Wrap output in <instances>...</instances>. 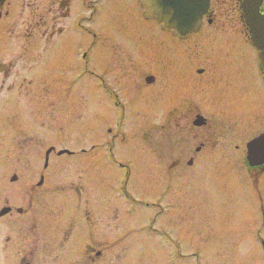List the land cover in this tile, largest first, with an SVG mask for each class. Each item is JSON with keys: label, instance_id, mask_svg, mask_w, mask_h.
<instances>
[{"label": "flooded vegetation", "instance_id": "1", "mask_svg": "<svg viewBox=\"0 0 264 264\" xmlns=\"http://www.w3.org/2000/svg\"><path fill=\"white\" fill-rule=\"evenodd\" d=\"M144 2L2 0L0 28L12 29L10 33L23 28L18 38L29 51L0 55V130L3 123L13 126L18 97H27L28 103L34 93L45 114L32 119L41 128L49 125L52 109L66 105L87 103L94 123L100 118L101 123L119 125L148 114L160 135L170 134L169 154L186 157L170 161V169H178L181 160L188 169L197 167L203 177L216 168L218 179H209L221 191L219 197L247 199L251 216L260 222L257 230L264 231V161L256 159L251 165L247 159V146L264 136V72L243 10L252 3L264 18V0H207L199 26L182 37L147 18ZM241 47L250 54H240ZM36 60H41L40 70ZM95 103L102 106L100 115ZM178 135L181 144L190 147H177ZM117 138L112 136V145ZM96 150V145L90 147L91 153ZM106 151V165L126 167L121 156L115 159L111 148ZM43 183L40 176L35 188ZM121 192L126 197L124 188ZM105 198L102 205L90 199L94 207L84 203L79 214L84 223L44 233V263L115 264L112 253L125 250V245L116 243L102 220L98 227L92 218L97 219L99 208L107 225L113 221V200ZM10 213L11 208L5 216ZM261 233L255 234V241L264 253ZM4 241L8 244L11 238ZM16 251L14 264L33 262V251L23 249L19 260Z\"/></svg>", "mask_w": 264, "mask_h": 264}, {"label": "rangeland", "instance_id": "2", "mask_svg": "<svg viewBox=\"0 0 264 264\" xmlns=\"http://www.w3.org/2000/svg\"><path fill=\"white\" fill-rule=\"evenodd\" d=\"M10 31L0 28V55H25L29 51L27 44L18 38L23 28ZM244 47L242 55L250 52ZM34 51L40 53V48ZM35 62L40 70L41 60ZM27 100L18 97L13 126L4 127L9 124L3 123L0 130V210L11 208V213L0 219V264H14L16 249L18 260L26 249L33 251V262L26 259L30 264H54L50 259L43 262L44 233L70 223H84L79 215L86 207L84 203L94 207L95 201L89 204L93 199L102 205L108 196L113 200V221L107 225L97 207L98 217L92 218L98 227L102 220V227L112 230L116 243L125 245L121 247L125 250L112 253L115 264H264L263 252L255 241V234L262 232L260 236L264 238V231L257 230L260 222L251 216L248 200L219 197L221 191L215 190L209 179H218L220 172L216 168L210 169V175L204 173L207 177L196 172L197 167L186 168L182 160L178 169H170V161L186 157L169 154L170 134L160 135L157 123L149 120L147 113L119 125L101 123L100 118L94 123L87 103L80 107L66 105L52 109L48 127L41 128L32 118L43 117L44 108L35 93L28 103ZM93 106L100 115L102 106ZM113 135L118 138L112 145ZM92 145L97 149L93 153ZM49 146L54 152L43 168ZM179 146L190 147L181 144L178 135ZM106 148L112 149L115 159L121 156L120 162L127 167L125 172L106 165ZM82 149L85 155L81 154ZM60 150L74 154L57 157ZM13 175L17 179L12 183ZM40 176L44 183L38 189L35 187ZM224 182L221 184L227 185ZM122 188L127 192L128 203L117 193L118 189L122 193ZM18 209L21 214H17ZM157 230L161 236L156 235ZM31 234L32 238L23 240ZM6 237L11 238L8 244Z\"/></svg>", "mask_w": 264, "mask_h": 264}, {"label": "water", "instance_id": "3", "mask_svg": "<svg viewBox=\"0 0 264 264\" xmlns=\"http://www.w3.org/2000/svg\"><path fill=\"white\" fill-rule=\"evenodd\" d=\"M2 0H0L1 4ZM146 17L163 22L166 29H172L175 34L184 36L193 31L197 27L201 16L207 8L206 0H145ZM247 16V22L251 32V43L259 51V59L264 70V18H261L256 12L255 5L246 3L243 9ZM247 159L251 165H255V160L258 162L264 161V136L251 142L248 146ZM50 150L47 151L46 157ZM66 153L61 151L58 155ZM47 158L45 159V167ZM16 177L13 176L10 181L13 182ZM9 211L4 208L0 211V216H3ZM20 212V210H18Z\"/></svg>", "mask_w": 264, "mask_h": 264}]
</instances>
